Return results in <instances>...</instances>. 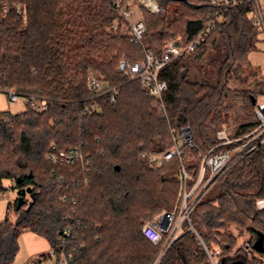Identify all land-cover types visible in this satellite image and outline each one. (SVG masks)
<instances>
[{
	"label": "trees",
	"instance_id": "obj_1",
	"mask_svg": "<svg viewBox=\"0 0 264 264\" xmlns=\"http://www.w3.org/2000/svg\"><path fill=\"white\" fill-rule=\"evenodd\" d=\"M158 2L163 15L141 10L144 45L156 54L178 36L189 42L213 10L207 0ZM252 7L229 8L197 52L161 72L168 85L163 111L139 80L118 72L120 61L142 62L145 51L129 35L107 31L115 21L125 22L113 0H0V86L21 93L40 91L49 103L43 114L0 113V192L4 180H13L18 190L32 189L20 209L15 202V221L0 223V264L15 260L24 231L56 248L73 210L81 222L70 246L73 264H152L159 247L142 235V228L174 208L181 168L196 176L202 157L219 143L217 133L227 121V84L239 78L241 63L257 50ZM196 62L207 67L196 69ZM90 73L118 90L114 104L90 94ZM258 88L257 97H264V84ZM236 97L255 108L253 95ZM258 125L254 114L253 122L240 124L231 136H245ZM184 129L192 133L193 146L182 150L184 157L191 155L188 163L178 170L174 159L160 169L142 163L143 156L169 152L171 135L177 131L181 138ZM53 144L79 147L91 163L90 174L47 161ZM59 177L82 185L62 188ZM210 192L191 215L194 229L208 248L221 249L219 264H249L241 251L231 253L237 240L228 232L249 233L253 244L264 234V211L256 208V201L264 198V142ZM207 262L198 238L188 231L160 264Z\"/></svg>",
	"mask_w": 264,
	"mask_h": 264
},
{
	"label": "built area",
	"instance_id": "obj_2",
	"mask_svg": "<svg viewBox=\"0 0 264 264\" xmlns=\"http://www.w3.org/2000/svg\"><path fill=\"white\" fill-rule=\"evenodd\" d=\"M212 7L204 26L191 38L185 42L182 36H178L167 41L160 54L146 49L144 37L146 25L143 19L132 20L136 9H144L149 13L159 15L164 12V8L159 5L158 0H113L114 8L120 13L129 27V37L132 41L141 45L145 51V59L142 62L129 63L126 60L120 61L118 72L124 74L132 80H139L141 86L147 93L158 101L161 108H164V94L168 89L167 82L160 78L161 72L172 62L181 59L186 55L194 54L211 37L224 20L225 12L231 7L244 4L252 5L249 14L254 27L264 38V0H207ZM8 7H4V13ZM18 13L21 10L18 9ZM118 28L117 22L113 25ZM86 87L95 98H102L105 102L114 104L118 97V90L111 88L104 80L95 73L88 74ZM5 95L8 105L21 103L23 111L34 114L46 113L49 109L47 98L40 91L17 92L11 88L0 86V96ZM98 110V107L92 108ZM9 115H17L6 111ZM255 116L259 122L257 128L242 137H232L226 129H221L217 133L218 144L211 149L201 159L198 174H190L185 167L179 172L180 189L177 204L171 211H163L152 221L146 223L142 228V235L153 245L159 247V254L154 264H160L167 255L171 247L183 237L186 232H193L198 236L191 222V215L196 207L207 197L213 187L245 156L251 153L260 143L264 142V101L257 102L254 108ZM263 138V139H261ZM193 146L192 133L190 129H184L180 139L174 140V147L168 154H151L148 162L152 165L169 162L174 157L182 160L184 157L183 148ZM221 149V150H219ZM46 160L57 167H81L83 171L90 174L87 157L79 147L66 148L60 144H53L51 151L46 155ZM56 170L52 171V176H56ZM61 187L72 189L81 187L82 182L76 179L69 184L64 177H59ZM68 196H62L65 203ZM75 204V202H74ZM258 211H264V198L256 201ZM72 217L65 230L59 236V243L56 248H51L49 252L34 257L27 264H73L74 255L70 251L71 243L74 241V233L81 225L77 218L76 210H73ZM187 227V228H186ZM246 232L240 234L232 231L230 235L236 239H241L242 243L237 251L246 255L249 264H264V253L258 252L251 239H246ZM264 236V234H263ZM199 237V236H198ZM200 245L203 247L209 264H218L216 259L222 256L221 249L212 251L206 246L201 238ZM264 246V241H263Z\"/></svg>",
	"mask_w": 264,
	"mask_h": 264
},
{
	"label": "rangeland",
	"instance_id": "obj_3",
	"mask_svg": "<svg viewBox=\"0 0 264 264\" xmlns=\"http://www.w3.org/2000/svg\"><path fill=\"white\" fill-rule=\"evenodd\" d=\"M164 13H165V10L163 13H161V15H163ZM139 14L140 13H138V10H137L132 20H135V17L137 18ZM141 17L143 20L145 19V15L143 11H141ZM116 22H117L118 28L114 29L113 25ZM113 25L112 27L108 28L107 30L108 32L113 33V34H116L118 32H123L126 35H129V27L125 22L120 23V21H115ZM255 52L256 54L254 56H251L250 58V55H251L250 54L249 58L244 63H241V68H240L239 75H238L239 78L233 77V79H231L227 84V90L230 92V95L224 101L223 115L227 116V117L225 116L224 118L227 121L225 124H223L222 128L226 129L230 134L234 130H236V128L239 127L240 124L254 121V114H255L254 108L248 107L241 98L236 97V94L244 93V95L247 97L250 95H253L254 97L257 98L256 103L264 101L263 97H260V96L257 97L259 85L264 84V38L260 33H259L258 42H257V50ZM256 58L261 59L263 61L262 67H259L252 63L254 62V60H256ZM200 65H205V67H207L205 62H196V66H195L196 69H198ZM155 105L160 110H163V111L165 110V105H164V108L162 109L158 101H156ZM23 109L24 108L21 105V103L8 105L5 95L0 96V113L10 111L11 113L20 114L23 111ZM175 139L177 140L180 139L179 132L177 131L173 135H171L172 147L170 148V151L173 149ZM169 152L164 153V154H168ZM148 156L141 157V161L144 164L146 163V164L152 165L148 162V159H147ZM185 156L186 157H183L182 160L178 157L173 158L178 163L177 170L180 168L181 163L184 162V164H186L190 161V157H191L190 153H187ZM163 164L164 163H161L158 165H152V166H156L157 169H160L163 166ZM159 173L160 172H158V174ZM178 179H179V176H178ZM2 188H3V191L0 192V223L4 222L6 218H8L10 222H14L16 219V213L14 211V204L18 198V189L16 188V184L13 180H4ZM212 193L213 192H210L208 194L209 198L212 196ZM29 200H30V195L27 194L26 201H29ZM177 200L175 201L174 207L177 204ZM70 217H72V215ZM149 221L150 220H147L145 224L148 223ZM232 231L238 232L234 228H231L228 233L230 234ZM195 236L198 238L199 243H200L199 238L201 237L199 235H198L199 237L197 235ZM245 238L251 239L252 236L249 233H247ZM236 240H237V243L235 247L233 248V250L231 251V253L233 254L237 252L239 246L242 243L241 239H236ZM18 244H19V251L17 253L15 260L12 262V264H27L34 257L45 254L49 252L51 249V247L49 246V244L47 243L45 239L39 236H35L28 231H24L20 235L18 239ZM210 249L212 251H215V249H219V247L217 245H213L210 247ZM158 254H159V251L157 252V255L154 261L152 262V264H154ZM220 260L221 258L216 259V262L219 264ZM207 264H209V262H207Z\"/></svg>",
	"mask_w": 264,
	"mask_h": 264
},
{
	"label": "water",
	"instance_id": "obj_4",
	"mask_svg": "<svg viewBox=\"0 0 264 264\" xmlns=\"http://www.w3.org/2000/svg\"><path fill=\"white\" fill-rule=\"evenodd\" d=\"M253 105H256V100L255 99H253ZM30 178H32V175H30ZM31 192H32L31 188L18 190V199H17V208L18 209H20L24 205V203L26 202L27 194L30 195ZM263 241H264V236L262 234H260L259 237H258L257 242L254 245V248L260 253H264Z\"/></svg>",
	"mask_w": 264,
	"mask_h": 264
},
{
	"label": "crops",
	"instance_id": "obj_5",
	"mask_svg": "<svg viewBox=\"0 0 264 264\" xmlns=\"http://www.w3.org/2000/svg\"><path fill=\"white\" fill-rule=\"evenodd\" d=\"M138 10V13H140L139 15H138V17L136 18L135 17V20H137V19H142V17H141V10L140 9H136V11ZM136 11H135V13H136ZM135 16V15H134ZM133 16V17H134ZM256 54V52L255 53H252L251 55H250V58H251V56H254ZM251 61V60H250ZM253 64H255V65H257V66H259V67H262V63H263V61L261 60V59H258V58H256V60H254V62H252ZM263 99H264V97H263ZM34 235V234H33ZM36 236V235H35Z\"/></svg>",
	"mask_w": 264,
	"mask_h": 264
}]
</instances>
